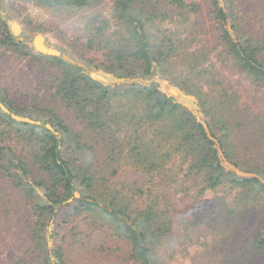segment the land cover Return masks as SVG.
I'll use <instances>...</instances> for the list:
<instances>
[{"label": "trees", "instance_id": "16d2710c", "mask_svg": "<svg viewBox=\"0 0 264 264\" xmlns=\"http://www.w3.org/2000/svg\"><path fill=\"white\" fill-rule=\"evenodd\" d=\"M36 1L69 16L90 13L85 46L103 55L99 68L105 72L93 74L62 56L46 55L59 69L54 96L73 112V122L54 107L31 113L0 97L12 112L45 119L54 128L16 121L0 109L6 126L22 127L18 132L33 144L32 162L42 172L32 175L14 154L11 170L2 161L6 148L0 147L3 171L31 199V237L41 244L43 264H65L64 248L49 249L46 241L47 225L60 207H71L68 217L87 211L109 216L107 222L116 219L124 231L117 227L114 235L128 240L133 256L142 264H161L157 248L173 236L171 209L156 193L162 185L187 194L195 187L188 185L191 180L203 194L227 185L238 191L243 206H257L264 196V118L244 116L237 92L206 73L209 52L196 48L197 37L190 33L199 11L195 2L114 0L104 13L94 9L99 0ZM162 1L175 7L173 15L152 7ZM211 1L218 43L232 66L264 86V31H245L232 2ZM84 148L93 156L82 164L74 153ZM122 168L140 173L143 183L115 188L112 177ZM253 246L264 249V228Z\"/></svg>", "mask_w": 264, "mask_h": 264}, {"label": "rangeland", "instance_id": "374dc122", "mask_svg": "<svg viewBox=\"0 0 264 264\" xmlns=\"http://www.w3.org/2000/svg\"><path fill=\"white\" fill-rule=\"evenodd\" d=\"M113 1L99 0L94 9L106 13ZM186 1L199 6L198 13L193 14L195 17L190 24V33L197 37L194 43L196 48L203 45L209 52L206 73L237 92L238 108L244 116L253 117L259 113L264 118V86L253 83L232 66L223 46L218 43L212 1ZM226 1L234 4L245 31L257 34L264 31V0ZM224 4L225 0H220V5ZM152 7L168 10L171 15L175 11V7L167 1L155 2ZM0 13L4 14L8 30L18 42L1 45L5 26L0 23V97L10 99L17 107L31 113H36L37 109L54 107L73 122V112L54 96L53 78L59 69L46 55L34 48L33 40L41 34L47 46L70 56L77 62L76 65L93 74L105 73L103 67L99 68L103 55L85 46L84 24L90 13L69 16L36 0H0ZM227 27L230 28V25ZM177 69L180 70L181 66ZM19 128L22 127L6 126L0 119V147L6 148L2 161L14 171L9 157H14L13 161H16L15 156L22 157L31 174L39 176L42 172L32 162L33 144L27 143L24 134L18 132ZM92 156V152L86 148L74 153V157L82 164L89 162ZM1 163L0 264H43L39 259V256H43L39 251L41 244L31 237L30 227L35 220L30 212L31 199L26 200L14 186ZM112 178L113 186L117 189L136 181L140 185L143 183L140 173L124 168ZM189 182V186H195L189 189L190 194L184 189L166 185L156 190L157 194H161L159 198L164 202V208L168 206L171 209L173 218V236L168 239L171 241H165L157 248L160 263L264 264V249L255 250L253 246L258 229L264 228V196L256 202L258 207L250 204L251 207L246 208L244 203L236 199L238 191L227 185L203 194L198 193L197 181ZM70 199L63 204L73 201V198ZM100 204L103 205V202L100 201ZM70 208L60 207L58 216L47 225L46 234L49 249L55 246L64 248L65 264H142L133 256L128 240L114 235L117 227L121 232L124 231L116 219L110 218L107 222L109 216L102 213L93 216L87 211L68 217ZM64 219L66 222L63 223ZM83 240L87 241L86 244Z\"/></svg>", "mask_w": 264, "mask_h": 264}, {"label": "water", "instance_id": "95a60500", "mask_svg": "<svg viewBox=\"0 0 264 264\" xmlns=\"http://www.w3.org/2000/svg\"><path fill=\"white\" fill-rule=\"evenodd\" d=\"M0 15H4L3 13H0ZM41 40H38V39ZM34 46L35 49L45 55H55V56H62L64 59L68 60L69 62L73 63V64H77V62L72 59L70 56L63 54L60 50L56 49V48H52L49 47L45 44V38L43 35L39 34L35 37L34 39ZM79 65H82L80 63H78ZM0 109L3 110L5 113L10 114V116L15 119L16 121H20V122H27L30 124H37V125H43L45 124L50 130L54 131L53 126L50 123H46V121L44 119L42 120H36L33 119L29 116H23L21 114H17L15 112H12L1 100H0ZM56 133V132H55ZM80 193L79 192H75V197H79ZM71 200V199H70Z\"/></svg>", "mask_w": 264, "mask_h": 264}, {"label": "flooded vegetation", "instance_id": "af4514ba", "mask_svg": "<svg viewBox=\"0 0 264 264\" xmlns=\"http://www.w3.org/2000/svg\"><path fill=\"white\" fill-rule=\"evenodd\" d=\"M0 18H1V19H4V20L7 22V20L5 19V16H4V15L0 16ZM0 23H1V25L3 24L1 20H0ZM8 27H9V26H8V23H7V29H8ZM9 37H10V38H9ZM13 37H14L13 34H12L9 30H8V31H5V33H3V37H2V39H1V42H2L1 45L7 44V43L18 44V42L15 41ZM34 39H35V38H34ZM45 44H46V43H45ZM46 45H47V44H46ZM33 46H34V40H33ZM34 48H35V46H34Z\"/></svg>", "mask_w": 264, "mask_h": 264}, {"label": "bare ground", "instance_id": "6f19581e", "mask_svg": "<svg viewBox=\"0 0 264 264\" xmlns=\"http://www.w3.org/2000/svg\"><path fill=\"white\" fill-rule=\"evenodd\" d=\"M38 40H41L40 38Z\"/></svg>", "mask_w": 264, "mask_h": 264}]
</instances>
